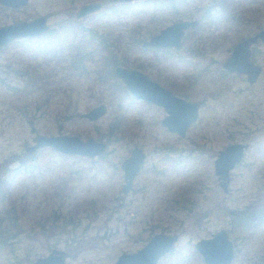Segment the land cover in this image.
<instances>
[{"label":"rangeland","instance_id":"1","mask_svg":"<svg viewBox=\"0 0 264 264\" xmlns=\"http://www.w3.org/2000/svg\"><path fill=\"white\" fill-rule=\"evenodd\" d=\"M88 1L0 6V27L45 17L52 40H62V46L81 41L91 52L80 73L41 52L51 38L18 39L0 48V264L43 256L51 248L68 253L69 264H112L157 233L178 236L157 264H202L192 245L221 229L233 243L231 264H264V45L256 52L262 73L253 86L221 78L217 69L237 39L264 29V0H166L172 5L159 11L151 3L104 4L100 14L74 20V10ZM224 10L232 20L223 19ZM192 19L199 25L185 33L180 50L141 48L162 27ZM99 42L107 44L104 53H98ZM100 54H114L125 68L140 65L148 78L187 90L184 99L201 106L184 137L160 125L161 108L128 93L112 101L92 73ZM99 103L107 106L101 119L79 118ZM120 116L122 126L108 134ZM41 135L92 138L107 149L94 159L48 148L26 154L24 148ZM234 142L248 148L223 193L212 162ZM132 147L146 158L134 191L122 195L118 166ZM18 155L20 162L10 161ZM246 209L259 217L240 228L234 224L237 213ZM11 234L16 239L10 242Z\"/></svg>","mask_w":264,"mask_h":264},{"label":"water","instance_id":"2","mask_svg":"<svg viewBox=\"0 0 264 264\" xmlns=\"http://www.w3.org/2000/svg\"><path fill=\"white\" fill-rule=\"evenodd\" d=\"M29 0H0V6L9 9H17L26 6ZM160 1V0H92L78 6L73 13V19L80 21L101 13L104 4L131 6L136 3ZM197 25V21H178L159 30L155 35L140 43L142 48L178 50L183 32ZM49 30L45 17H37L27 22L11 23L0 27V48L18 39H31L44 35ZM256 38L264 39V30L254 36L239 42L233 48L228 59L222 67L229 73L243 74L247 82L252 84L260 73V68L248 61V46L254 43ZM114 77L121 83L124 90L134 100L161 108L164 117L160 125L167 131L184 136L186 129L196 120L198 105L193 102L173 96L168 90L157 83L150 81L144 74L127 68L116 67ZM107 112L105 104L100 103L85 113L79 114V118L89 123L101 119ZM51 149L54 152L67 157L96 158L104 153L106 144L87 138L80 139L70 135H41L37 136L31 146L24 148L25 153L31 154L41 149ZM246 145L232 144L219 151L213 160V174L218 186L223 193L227 192L230 182L229 173L237 166L243 156ZM144 154L134 148L129 156L121 161L119 166L122 172V185L120 192L123 195L131 192L132 181L136 176ZM177 241L176 235L153 234L147 242L138 250L130 254H121L112 264H157V262L174 247ZM194 251L201 257L203 264H230L233 258L232 244L227 239L225 230H220L208 239H202L193 244ZM58 254L64 256L62 251H51L47 258L38 259L34 264H43Z\"/></svg>","mask_w":264,"mask_h":264},{"label":"trees","instance_id":"3","mask_svg":"<svg viewBox=\"0 0 264 264\" xmlns=\"http://www.w3.org/2000/svg\"><path fill=\"white\" fill-rule=\"evenodd\" d=\"M145 3H151L155 6H158L156 8V11H159L160 9H164L166 6L170 7L173 3V1H170V3L167 4L166 0H161V1H152V2H143L141 4H145ZM124 6V5H122ZM227 17V16H226ZM228 21V20H227ZM81 31H84L83 29H80ZM51 32H47L45 33L44 36L45 38H51L50 40H48V42L46 44H44L41 47V52L44 53L45 55H47L48 57H53V58H58L59 62H66V68H68L69 70L73 71V72H80V73H84L85 72V67L84 64L86 62V60L91 58V52H88L86 47L84 46L85 43L83 42H77V43H69L65 46H62V40L59 41H55L52 40V37H50ZM119 39H124L125 37L121 36L118 37ZM118 38H114L113 42L114 45H117V43L119 42ZM117 42V43H115ZM118 46V45H117ZM116 46V47H117ZM98 48V53H104L107 49V44L103 43H98L97 45ZM153 51V50H150ZM107 55V54H106ZM104 55V54H100L101 57V64L95 69L93 73L94 77H95V81L97 82L98 86H105L107 87V90H110V96L112 98V101H118L121 100L123 97L121 96H127L126 91L123 89L122 86H120V83L113 77L112 75V69L115 66L120 65L121 63H123V61L121 60H117V56L115 55ZM134 66V64H133ZM134 68H138L137 66H134ZM33 79V78H32ZM31 80V79H30ZM28 85V84H27ZM122 120H123V116L115 117L113 118V121L110 123L107 132L108 134L113 133L118 131L120 129V127L122 126ZM111 136V135H109ZM102 136H98V139H101ZM27 154V153H26ZM20 158H22V156L18 155V156H12L10 161L14 162V161H18L20 162ZM2 181H0V190L2 189ZM7 186V185H6ZM5 186V187H6ZM0 199H2V197H0ZM249 209H246L242 212H238L237 213V217H236V223H234L235 225L238 224V226L243 227V226H247L248 223H250V220L259 217V215L255 212H253V210L248 211Z\"/></svg>","mask_w":264,"mask_h":264},{"label":"flooded vegetation","instance_id":"4","mask_svg":"<svg viewBox=\"0 0 264 264\" xmlns=\"http://www.w3.org/2000/svg\"><path fill=\"white\" fill-rule=\"evenodd\" d=\"M92 1V0H91ZM161 1V0H160ZM89 2V1H88ZM149 2H152V1H149ZM158 2V1H157ZM220 2H222V0H220ZM141 3H143V2H141ZM136 4H139V3H136ZM96 16V15H95ZM227 16V17H226ZM222 17H223V19L225 20V21H227V20H232V18H231V16H229V14H228V12L227 11H225L224 10V14L222 15ZM89 18H91V17H88L87 19H89ZM192 20H194V19H192ZM181 21H185V20H181ZM186 21H191V20H186ZM195 21H197V20H195ZM173 22H178V21H173ZM172 22V23H173ZM172 23H170V24H172ZM170 24H168V25H170ZM198 25H199V22L197 21V25L195 26V27H193V28H189V29H187V30H185L184 32H183V34H182V36H181V40H180V43H181V46H182V41H183V37L185 36V33L188 31V30H193V29H196L197 27H198ZM167 26V25H166ZM166 26H164V27H166ZM164 27H162V28H164ZM161 28V29H162ZM161 29H159V30H161ZM158 30V31H159ZM262 30H264V29H259L257 32H255V33H253V34H251V35H248V36H245V37H242V38H239V39H237V41L231 46V48H230V51L228 52V54H227V56L219 63V66H218V72H219V74H220V76H221V78H231V79H241L243 82H244V84H246L247 85V87H251V86H253L256 82H257V80H258V78H259V76L261 75V73H262V68H261V66L256 62V60H255V56H256V52H257V49L261 46V45H264V39L263 40H261L260 38H256L255 39V41H254V43H252V44H250L247 48H248V61L250 62V63H252L253 65H256V66H258L259 68H260V73H259V75H258V77L256 78V80L254 81V83H252V84H250V83H248L247 82V79H246V76L245 75H243V74H236V73H234V72H232V73H229V72H227L223 67H222V64L226 61V59H228L229 57H230V55H231V53H232V51H233V48L235 47V45L236 44H238L239 42H242V41H244L245 39H247V38H250V37H252V36H254L255 34H257L258 32H260V31H262ZM157 31V32H158ZM156 32V33H157ZM156 33H154V34H150L149 35V37H151V36H153V35H155ZM40 37V36H39ZM148 37V38H149ZM147 38V39H148ZM146 39V40H147ZM181 46H180V48H181ZM142 48V47H141ZM180 48L178 49V50H180ZM143 49H145V48H143ZM145 50H147V51H149V52H153V53H158V52H161V53H163V52H167V51H169V50H175V49H173V48H168V49H153V48H146ZM150 50H153V51H150ZM178 50H175V51H178ZM112 55V54H111ZM114 55V54H113ZM116 56V55H115ZM116 67H120V68H125V67H123V66H121V64L120 65H118V66H115V67H113V69H112V75H113V77H114V69L116 68ZM137 69L136 68H132V70H135V71H138V72H140V73H142L140 70L142 69L141 68V66L140 65H137ZM128 69V68H127ZM142 74H144V73H142ZM145 75V74H144ZM146 76V75H145ZM147 77V76H146ZM115 78V77H114ZM148 78V77H147ZM116 79V78H115ZM150 81H153V82H155V83H157L159 86H161L162 88H164V89H166V90H168L173 96H175V97H177V98H180V99H183L184 101H188V102H193V103H196L197 105H198V111H199V107L201 106V104L200 103H198V102H196V101H189V100H187V99H184V97H188V91L187 90H185V91H182V90H178L177 88H175V86L173 85V84H169L168 86H165V85H162L161 83H159V81H157V80H152V79H150V78H148ZM117 80V79H116ZM118 81V80H117ZM119 82V81H118ZM120 83V82H119ZM120 86H122L121 85V83H120ZM124 89V88H123ZM127 93V92H126ZM219 90H217L216 92H215V94H216V96H218L219 95ZM213 97H214V95H213ZM100 104V103H99ZM146 104V103H145ZM153 106V105H152ZM107 107V106H106ZM198 111H197V115H198ZM107 113V112H106ZM106 115V114H105ZM197 119V118H196ZM167 131V130H166ZM168 133H171V132H169V131H167ZM186 132V131H185ZM171 134H175V133H171ZM176 136H178L177 134H175ZM184 135H185V133H184ZM178 137H180V136H178ZM184 137V136H183ZM183 137H180V138H183ZM94 140H96V139H94ZM97 141H101V140H97ZM101 142H103V141H101ZM104 143V142H103ZM232 144H242L243 145V143H240V142H234V143H231V144H228V145H226L225 147H227V146H230V145H232ZM244 145H246L247 146V148H248V145L246 144V143H244ZM107 147V146H106ZM224 147V148H225ZM134 148H137V149H139V150H141L140 148H138V147H132L130 150H129V153H128V155L124 158V159H126L128 156H129V154H130V151L132 150V149H134ZM223 148V149H224ZM246 148V149H247ZM107 149V148H106ZM223 149H221V150H223ZM246 149L244 150V152H243V156H242V158H241V161H240V163L237 165V166H239L240 164H241V162H242V160H243V157H244V153H245V151H246ZM221 150H219V151H221ZM142 151V150H141ZM218 151V152H219ZM106 152V150L104 151V153ZM218 152H217V154H218ZM103 153V154H104ZM142 153L144 154V152L142 151ZM102 154V155H103ZM216 154V155H217ZM101 156V155H100ZM216 157V156H215ZM215 157H214V159H215ZM97 158V157H96ZM145 158H146V155L144 154V158H143V162H142V164H141V166H140V168H139V170H138V172H137V174H136V176L139 174V172H140V170H141V168L143 167V165H144V162H145ZM91 159H94V158H91ZM123 159V160H124ZM213 159V160H214ZM120 164H121V162H120ZM120 164H119V166H120ZM119 166H118V168H119ZM237 166H235L234 168H236ZM212 167H213V162H212ZM233 168V169H234ZM232 169V170H233ZM119 170H120V168H119ZM231 170V171H232ZM230 171V172H231ZM122 173V172H121ZM136 176L134 177V179L136 178ZM229 177H230V173H229ZM134 179H133V181H134ZM133 181H132V186H131V192H129V193H132L133 191H134V188H133ZM122 183H123V181H122ZM121 193V192H120ZM128 193V194H129ZM123 195V194H122ZM127 195V194H126ZM240 227V226H239ZM241 228V227H240ZM221 230H224V229H221ZM218 231H220V230H218ZM217 231V232H218ZM225 232H226V234H227V239L230 241V239H229V236H228V233H227V231L225 230ZM216 233V232H215ZM215 233H213V234H215ZM212 234V235H213ZM173 235H176V234H173ZM211 235V236H212ZM152 236V235H151ZM177 236V235H176ZM210 236V237H211ZM9 237H10V242L12 241V240H14V238L16 237V235L15 234H11V235H9ZM209 237V238H210ZM8 238V237H7ZM16 239V238H15ZM205 239H208V238H205ZM200 240H202V239H200ZM177 241H178V236H177ZM176 241V242H177ZM199 241V240H198ZM198 241H196V242H198ZM146 242H147V240H146ZM145 242V243H146ZM195 242V243H196ZM231 242V241H230ZM176 244V243H175ZM231 244H232V251H233V256H234V248H233V243L231 242ZM175 246V245H174ZM193 246V245H192ZM174 248V247H173ZM53 250H56V251H59V249H57V248H51L45 255H43V256H36V257H31V258H17V257H12V258H9V259H6L7 261L4 263V264H34V262L36 261V260H38V259H44V258H47V255L51 252V251H53ZM173 250V249H172ZM171 250V251H172ZM61 251V250H60ZM170 251V252H171ZM63 253H64V256L62 257V258H60V256L58 255V254H53L52 256H51V258L49 259V260H47V262H45V263H43V264H69V262H68V258H67V255H68V253H66L65 251H62ZM169 252V253H170ZM202 260V259H201ZM232 260H233V258H232ZM158 263V262H157ZM231 263H232V261H231ZM230 263V264H231ZM202 264H203V262H202Z\"/></svg>","mask_w":264,"mask_h":264}]
</instances>
